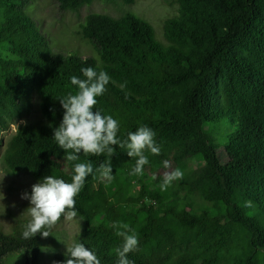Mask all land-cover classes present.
Returning <instances> with one entry per match:
<instances>
[{"label": "trees", "instance_id": "16d2710c", "mask_svg": "<svg viewBox=\"0 0 264 264\" xmlns=\"http://www.w3.org/2000/svg\"><path fill=\"white\" fill-rule=\"evenodd\" d=\"M96 1L51 0L59 21ZM33 2L0 0V147L2 133L23 122L6 142L3 170L71 182L74 164L91 162L94 171L74 198L84 225L75 243L101 264H117L118 223L138 235V249L128 254L134 264H264V0H175L180 16L165 23V42L131 14H90L74 37L92 56L53 46L30 12ZM86 67L111 78L94 110L118 121L119 140L141 126L156 133L161 153H145L142 175H130L136 158L126 148L113 146L112 157L81 152L68 162L55 141L65 111L59 100L77 91L71 77L85 79ZM109 159L114 179L102 181L96 169ZM192 159L202 164L161 191L164 172L183 171ZM119 171L132 179L129 189ZM181 190L225 214L197 213L178 200ZM27 223L0 230V264H41L44 237L24 239ZM65 255L56 254L57 264Z\"/></svg>", "mask_w": 264, "mask_h": 264}, {"label": "clouds", "instance_id": "9594fccd", "mask_svg": "<svg viewBox=\"0 0 264 264\" xmlns=\"http://www.w3.org/2000/svg\"><path fill=\"white\" fill-rule=\"evenodd\" d=\"M81 72L85 79L75 75L71 77V84L76 86L77 91L59 100L65 111L61 124L54 129V139L66 153L65 160L78 161L81 152L85 156L102 155L107 152L108 156L112 157L115 153L113 146L118 145L127 149L128 156L136 158L130 175H142L144 166L149 163L145 153L150 152L152 155L161 153V147L155 140L156 133L147 126H141L135 132H129L127 140H119L118 121L111 115L102 114V110H94L98 103L97 97L105 93L106 85L111 80L110 76L105 71L97 73L92 67L82 68ZM120 87L123 90L126 83ZM162 163L165 169L171 167L168 160ZM93 171L91 162H77L74 164L71 182L48 175L32 186L30 194L27 192L22 194V199L30 201V206L23 213L27 214L30 220L24 225L22 237L30 239L41 234L47 238L51 235L49 230L62 217L65 220L75 219L78 213L74 198L83 188L87 176ZM96 171L99 172V179L102 181L110 182L114 179L111 159L102 163ZM183 175L179 168L164 172L162 183L159 185L161 191H166L173 181L182 179ZM244 206L251 207L252 202L246 201ZM116 227L123 229L116 232L117 236L123 238L122 246L115 250L118 256L117 264H134L128 259V254L138 249V235L127 224L118 223ZM63 264H101V261L83 242H77L67 246Z\"/></svg>", "mask_w": 264, "mask_h": 264}, {"label": "rangeland", "instance_id": "374dc122", "mask_svg": "<svg viewBox=\"0 0 264 264\" xmlns=\"http://www.w3.org/2000/svg\"><path fill=\"white\" fill-rule=\"evenodd\" d=\"M109 1V2H108ZM98 0L93 5L85 7L80 14H67L61 21L55 17V10L51 0H34L31 14L40 20L41 26L50 37L51 44L60 49L79 50L84 56H92L94 53L90 47L78 41L74 37V31L78 30L86 17L90 14H106L118 19L124 15L131 14L136 18L149 23L154 30L155 38L165 42L164 25L167 21L177 19L180 10L175 0H138L135 5H121L118 0ZM23 122H19L22 124ZM13 125L11 130L2 133L5 142L0 147V160L6 149L8 138L17 132L18 125ZM202 164V161H199ZM196 159L190 160L183 170V179H187L191 171L198 167ZM118 177L124 180L128 187L133 182L123 171H119ZM38 183L28 174L12 176L7 174L0 164V230L11 232L13 225L18 221H29L30 217L23 213L30 206V201L22 199L24 193H31L32 186ZM144 183H149L148 177H144ZM112 191V188H110ZM178 200L192 203L197 213H208L211 217L225 214V207L215 208L203 202L200 198L190 195L186 190H181ZM133 203L130 209H138ZM23 215V216H22ZM104 216H99L101 222ZM98 222V221H97ZM83 223L77 217L73 220L58 221L57 226L47 238H43L41 264H57L56 254L66 253L67 246H71L79 238Z\"/></svg>", "mask_w": 264, "mask_h": 264}]
</instances>
